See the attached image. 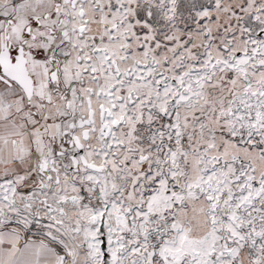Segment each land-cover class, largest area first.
Listing matches in <instances>:
<instances>
[{"label":"snow or ice","instance_id":"1","mask_svg":"<svg viewBox=\"0 0 264 264\" xmlns=\"http://www.w3.org/2000/svg\"><path fill=\"white\" fill-rule=\"evenodd\" d=\"M0 264H264V0H0Z\"/></svg>","mask_w":264,"mask_h":264},{"label":"clouds","instance_id":"2","mask_svg":"<svg viewBox=\"0 0 264 264\" xmlns=\"http://www.w3.org/2000/svg\"><path fill=\"white\" fill-rule=\"evenodd\" d=\"M3 170H0V172H2Z\"/></svg>","mask_w":264,"mask_h":264}]
</instances>
